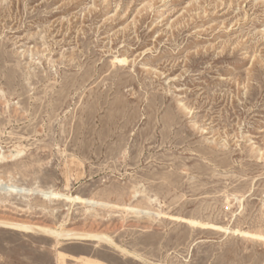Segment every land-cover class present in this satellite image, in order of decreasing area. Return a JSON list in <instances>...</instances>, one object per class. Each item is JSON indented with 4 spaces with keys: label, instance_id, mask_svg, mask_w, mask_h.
<instances>
[{
    "label": "rangeland",
    "instance_id": "374dc122",
    "mask_svg": "<svg viewBox=\"0 0 264 264\" xmlns=\"http://www.w3.org/2000/svg\"><path fill=\"white\" fill-rule=\"evenodd\" d=\"M0 222V264H264V0H0Z\"/></svg>",
    "mask_w": 264,
    "mask_h": 264
},
{
    "label": "bare ground",
    "instance_id": "6f19581e",
    "mask_svg": "<svg viewBox=\"0 0 264 264\" xmlns=\"http://www.w3.org/2000/svg\"><path fill=\"white\" fill-rule=\"evenodd\" d=\"M40 193H42L41 189H37L36 192H35V194H40ZM1 222H2V221H1ZM1 222H0V223H1ZM3 223H6V222H3ZM12 223H13V222H12ZM21 224H22V223H21ZM21 224L19 225V223H18V225H17V223H16V224H14V225L19 226V227H23V228H26V229L33 227V226H31V227H30V226H27V224H25L26 226H24V224H23V225H21ZM11 226H12V225H11ZM34 228H35V227H34ZM38 228H39V227H38ZM39 229H40V230L42 229V230H44V231L47 232V233H54V231H52L53 229H51V230H50V229H46V227H45V228H42V227H41V228H39ZM32 230H34V229L32 228ZM61 233H62V232H61ZM82 233H83V232H82ZM75 234H77V232H76V233H67V234L64 233V235H70V236L72 235L73 237L75 236ZM93 234H94V233H93ZM47 235H48V234H47ZM64 235H62V236H64ZM58 236L60 237L59 234H58ZM72 236H71V237H72ZM77 236H78V235H77ZM83 236H84V235H83ZM96 236H98V235H96ZM65 237H66V236H65ZM89 237H92V235L90 234ZM99 237H100V236H99ZM101 237H104V236H101ZM104 238H105V237H104ZM112 242H113V241H112Z\"/></svg>",
    "mask_w": 264,
    "mask_h": 264
}]
</instances>
